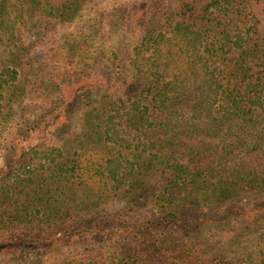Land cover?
<instances>
[{"label": "trees", "instance_id": "trees-1", "mask_svg": "<svg viewBox=\"0 0 264 264\" xmlns=\"http://www.w3.org/2000/svg\"><path fill=\"white\" fill-rule=\"evenodd\" d=\"M94 1L0 0V264H264V0H143L111 77L94 33L27 50Z\"/></svg>", "mask_w": 264, "mask_h": 264}, {"label": "rangeland", "instance_id": "rangeland-1", "mask_svg": "<svg viewBox=\"0 0 264 264\" xmlns=\"http://www.w3.org/2000/svg\"><path fill=\"white\" fill-rule=\"evenodd\" d=\"M143 0H95L88 8L84 9L80 18L72 23H63L60 21L48 19H40L34 22L29 30L24 44L38 59H44L46 62L53 61L49 59L53 53L65 41L77 39L81 33L93 34L95 40L104 37L105 42L101 41V64L105 65L103 70L110 75L114 73V68L108 57L112 56L113 51L125 50L127 43L124 38L129 34V27L132 26L136 18L135 6L140 5ZM139 7V6H138ZM89 27L92 29L89 31ZM259 30L264 36V14H259ZM125 39V40H124ZM100 44V41L98 40ZM103 48V50H102ZM126 52V50H125ZM51 64L53 62H50ZM75 68H71L73 72ZM112 73H111V72ZM36 108H30V112H34ZM29 112V111H28ZM27 113V112H26ZM18 117V115H17ZM13 124L10 123L11 129ZM3 153L0 152V166L3 163ZM245 223L235 224L226 228L220 237V244H228L232 242L231 251L239 260L248 263L249 259H256L259 255L258 246L254 240V232L247 228ZM61 252H66L62 250Z\"/></svg>", "mask_w": 264, "mask_h": 264}]
</instances>
